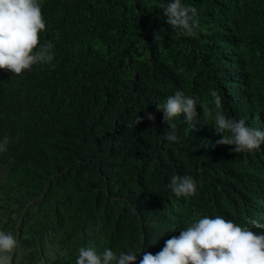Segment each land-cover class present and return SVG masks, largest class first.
<instances>
[{
  "label": "trees",
  "instance_id": "1",
  "mask_svg": "<svg viewBox=\"0 0 264 264\" xmlns=\"http://www.w3.org/2000/svg\"><path fill=\"white\" fill-rule=\"evenodd\" d=\"M170 2L42 0L40 43L54 59L20 76L0 69V209L19 264H75L80 247L139 264L204 216L264 224V144L235 153L216 144L213 120L183 113L168 142L157 110L181 90L214 115V89L226 116L264 131V0H182L198 10L195 37L167 24ZM173 174L192 176L196 194L177 197Z\"/></svg>",
  "mask_w": 264,
  "mask_h": 264
},
{
  "label": "clouds",
  "instance_id": "2",
  "mask_svg": "<svg viewBox=\"0 0 264 264\" xmlns=\"http://www.w3.org/2000/svg\"><path fill=\"white\" fill-rule=\"evenodd\" d=\"M42 0H0V69L15 76L22 75L33 65L51 63L54 59L51 42L40 43V33L46 30L41 10ZM164 7L167 24L187 37L197 36L199 28L198 10L195 6L171 0ZM161 30L153 31V41L161 42ZM215 114L198 98L176 90L166 102L157 104L163 112V121L169 125L162 135L168 142L179 143L174 122L183 113L188 124L207 125L214 121V131L220 135L217 145H234L235 153L259 151L264 144V131L246 126L244 119L226 116L223 112V98L216 90H210ZM197 105L203 109V121L197 120ZM150 121L152 113H146ZM144 117L137 115L129 127L138 125ZM10 143L7 136L0 141V152L7 151ZM168 187L177 197H192L197 192V183L190 175L173 174ZM253 228H264V224L248 218L247 226H240L222 216H204L190 224L179 236H172L164 242L161 251L153 255L145 252L139 264H264V234H257ZM18 240L11 232L0 231V264H15ZM75 264H136L133 252L117 256L110 248L98 253L91 248L80 247Z\"/></svg>",
  "mask_w": 264,
  "mask_h": 264
},
{
  "label": "rangeland",
  "instance_id": "3",
  "mask_svg": "<svg viewBox=\"0 0 264 264\" xmlns=\"http://www.w3.org/2000/svg\"><path fill=\"white\" fill-rule=\"evenodd\" d=\"M4 221H5V216H4V211H2L1 209H0V231H4L3 230V223H4ZM5 232V231H4ZM6 233V232H5ZM15 264H19V262H18V258L15 260Z\"/></svg>",
  "mask_w": 264,
  "mask_h": 264
}]
</instances>
